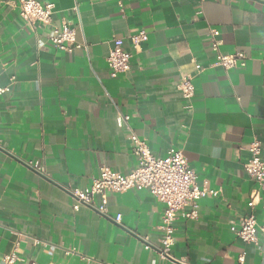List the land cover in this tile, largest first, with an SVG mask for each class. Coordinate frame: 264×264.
<instances>
[{
  "label": "crops",
  "instance_id": "crops-1",
  "mask_svg": "<svg viewBox=\"0 0 264 264\" xmlns=\"http://www.w3.org/2000/svg\"><path fill=\"white\" fill-rule=\"evenodd\" d=\"M35 1L51 7V25L26 24L17 0H0V264L16 242L15 264H175L158 256L165 206L148 191L109 195L105 216L74 211L64 191L89 187L102 166L128 175L133 134L156 156L181 151L198 185L215 193L196 220L173 224L172 259L264 264V198L253 210L257 244L236 236L257 188L244 171L253 139L264 162V0ZM62 24L85 48L65 53L48 42ZM210 30L224 55L246 57L243 69L211 66ZM140 31L147 41L135 53L129 37ZM114 39L132 57L111 78ZM185 77L191 109L176 88ZM118 115L128 118L122 127Z\"/></svg>",
  "mask_w": 264,
  "mask_h": 264
},
{
  "label": "built area",
  "instance_id": "built-area-1",
  "mask_svg": "<svg viewBox=\"0 0 264 264\" xmlns=\"http://www.w3.org/2000/svg\"><path fill=\"white\" fill-rule=\"evenodd\" d=\"M204 0H200L203 2ZM18 15L22 21L29 25L49 26L52 23L53 12L51 7L43 6L35 0H17ZM218 32L210 30L208 34L211 51L215 55L212 67H220L224 71L243 69L246 57L242 53L224 55L220 51ZM132 52H139L142 45L147 41L146 31L129 37ZM48 42L57 50L72 53L75 49H83L85 46L76 39V31L62 24L54 27L48 35ZM131 51L123 48L121 39H114L106 59L111 78L126 74L130 70ZM200 72L199 65L195 67ZM14 79H12L13 81ZM180 96L186 103V109H191V100L194 97V86L191 77L182 78L176 86ZM6 93L5 88H0V98ZM128 118L118 115L117 125L122 127ZM134 144L133 154L137 160V167L128 175L112 172L108 167L102 166L99 176L92 184L84 189H65L72 199V209L78 211L86 208L98 212L100 215L107 214L108 196L124 193L131 190L143 189L148 191L158 202L165 206L161 218L163 235L160 240L161 246L157 249L160 259L170 260L175 264H184L172 259L170 249L175 243L173 224L178 219L196 220L198 218L199 203L207 195H215L213 191L201 188L197 183L194 170L189 168L188 162L181 151L171 150L164 157L154 155L145 141L132 135ZM262 144L258 139H253L249 145L250 158L244 165L246 175L256 183L257 188L252 192L247 203L248 213L239 220L236 230L237 238L245 244H257V225L253 210L257 203L264 198V162L261 158ZM28 168L42 173L43 169L37 164L28 163ZM121 216L115 221L119 223ZM264 237V229L260 230ZM144 248H151L147 239H142ZM19 242H16L10 253L2 257V264H15L18 260ZM264 254V251H263ZM241 256L239 262L243 263Z\"/></svg>",
  "mask_w": 264,
  "mask_h": 264
}]
</instances>
